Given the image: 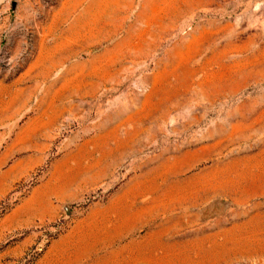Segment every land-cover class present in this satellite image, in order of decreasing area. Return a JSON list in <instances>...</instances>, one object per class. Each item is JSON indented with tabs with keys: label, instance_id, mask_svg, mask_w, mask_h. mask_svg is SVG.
Here are the masks:
<instances>
[{
	"label": "rangeland",
	"instance_id": "rangeland-1",
	"mask_svg": "<svg viewBox=\"0 0 264 264\" xmlns=\"http://www.w3.org/2000/svg\"><path fill=\"white\" fill-rule=\"evenodd\" d=\"M0 264H264V0H0Z\"/></svg>",
	"mask_w": 264,
	"mask_h": 264
}]
</instances>
